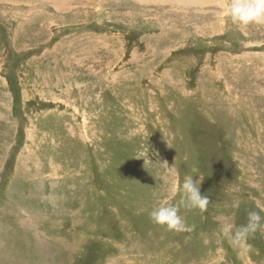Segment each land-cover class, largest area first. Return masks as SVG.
<instances>
[{
  "label": "rangeland",
  "instance_id": "1",
  "mask_svg": "<svg viewBox=\"0 0 264 264\" xmlns=\"http://www.w3.org/2000/svg\"><path fill=\"white\" fill-rule=\"evenodd\" d=\"M229 3L0 0V264H264V25ZM186 176L206 210L152 223Z\"/></svg>",
  "mask_w": 264,
  "mask_h": 264
},
{
  "label": "clouds",
  "instance_id": "2",
  "mask_svg": "<svg viewBox=\"0 0 264 264\" xmlns=\"http://www.w3.org/2000/svg\"><path fill=\"white\" fill-rule=\"evenodd\" d=\"M226 15L237 26L264 25V0H230ZM200 184L201 181H198V179L194 181L192 176H186L182 184L178 180L173 181L168 189L167 196L149 213L151 222L170 231H189L190 229L180 215L179 206L171 203V201L180 193L182 196L181 203L185 208L205 211L209 198L201 194ZM261 219L258 212H249L246 225L237 228L233 232L234 226L225 224L223 232L230 237L231 244L242 247L246 237L261 227Z\"/></svg>",
  "mask_w": 264,
  "mask_h": 264
}]
</instances>
